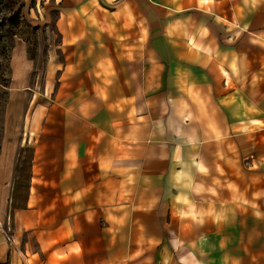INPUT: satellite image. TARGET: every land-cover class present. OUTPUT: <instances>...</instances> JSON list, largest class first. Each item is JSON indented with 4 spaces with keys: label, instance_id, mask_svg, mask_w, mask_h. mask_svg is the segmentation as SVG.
Instances as JSON below:
<instances>
[{
    "label": "crops",
    "instance_id": "crops-1",
    "mask_svg": "<svg viewBox=\"0 0 264 264\" xmlns=\"http://www.w3.org/2000/svg\"><path fill=\"white\" fill-rule=\"evenodd\" d=\"M56 2L49 99L3 115L0 263L264 264V0Z\"/></svg>",
    "mask_w": 264,
    "mask_h": 264
},
{
    "label": "rangeland",
    "instance_id": "rangeland-1",
    "mask_svg": "<svg viewBox=\"0 0 264 264\" xmlns=\"http://www.w3.org/2000/svg\"><path fill=\"white\" fill-rule=\"evenodd\" d=\"M57 8L56 0H0V67L6 63L4 54L10 56L15 44L21 45L24 56L32 63L27 79L29 88L25 97L19 96L21 93L17 90L10 102L7 96L6 98L0 97V126L2 122V128L5 112L10 115V126L15 127L16 112H22L28 98L33 99L32 103H46L49 99V89L45 88L47 61L49 58L54 61L61 59L57 51L58 33L54 27ZM1 91L0 88V93ZM28 156V149L21 148L14 173V186L19 190L20 197L23 196L27 179ZM8 189L6 186L4 205L6 202L8 205L9 202ZM0 233L5 236L7 242L8 238L11 240L7 218L3 215L0 216Z\"/></svg>",
    "mask_w": 264,
    "mask_h": 264
},
{
    "label": "trees",
    "instance_id": "trees-1",
    "mask_svg": "<svg viewBox=\"0 0 264 264\" xmlns=\"http://www.w3.org/2000/svg\"><path fill=\"white\" fill-rule=\"evenodd\" d=\"M5 58V65L3 67H0V88L2 89L0 93V97L6 98L7 96V88L10 80V66H9V56L4 54ZM2 136V122L0 126V140ZM0 264H8V261L1 262Z\"/></svg>",
    "mask_w": 264,
    "mask_h": 264
}]
</instances>
